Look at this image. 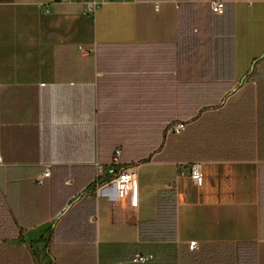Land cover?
Masks as SVG:
<instances>
[{
    "label": "crops",
    "instance_id": "1",
    "mask_svg": "<svg viewBox=\"0 0 264 264\" xmlns=\"http://www.w3.org/2000/svg\"><path fill=\"white\" fill-rule=\"evenodd\" d=\"M49 1L0 0V264H264V0Z\"/></svg>",
    "mask_w": 264,
    "mask_h": 264
},
{
    "label": "built area",
    "instance_id": "2",
    "mask_svg": "<svg viewBox=\"0 0 264 264\" xmlns=\"http://www.w3.org/2000/svg\"><path fill=\"white\" fill-rule=\"evenodd\" d=\"M65 1V0H50L51 2ZM99 1L91 0L87 2L88 9L91 12H95L99 6ZM212 11L215 14L224 13V1L223 0H212L211 1ZM48 12V10H46ZM187 124L178 123L170 126L169 131L171 133L179 134L186 129ZM121 150L117 149L111 164L105 166L103 164L98 165V173L104 177L102 181V187L113 186L116 188L117 197L121 200L129 199L132 206H138L139 195H140V182L139 173L136 166L126 165L121 161ZM1 161V157H0ZM183 174H189L198 184H202L203 174L200 164H193L188 170L183 171ZM50 175V171H45L36 180L37 184H42L44 179ZM198 242H190V249L195 250L198 248ZM154 258L153 254L137 253L133 257V262L143 263L150 261Z\"/></svg>",
    "mask_w": 264,
    "mask_h": 264
}]
</instances>
